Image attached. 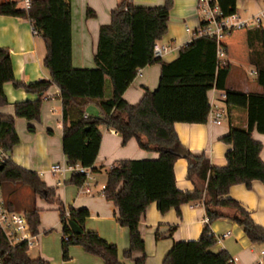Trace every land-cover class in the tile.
I'll use <instances>...</instances> for the list:
<instances>
[{
  "label": "trees",
  "instance_id": "1",
  "mask_svg": "<svg viewBox=\"0 0 264 264\" xmlns=\"http://www.w3.org/2000/svg\"><path fill=\"white\" fill-rule=\"evenodd\" d=\"M237 0H216L223 16L234 15ZM172 0L162 6L144 7L123 0L111 11V22L99 29L95 68L72 67L71 6L69 0H33L29 9L18 1L0 0V15L28 19L36 35L45 45L43 66L50 80L35 83L16 82L13 79L10 52L0 49V107L7 105L3 86L12 82L16 88L37 96L14 105V115H0V151L8 157L18 144L15 118L39 122L43 97L52 85L60 89L62 100V149L68 165L92 167L102 139L101 128H113L122 137V143L135 140L137 147L158 153L156 159L121 160L112 163L106 172L105 197L117 209V221L129 229V247L123 252L125 259H135L136 264H146L144 240L139 224L147 206L155 203L157 210L176 211L183 204L202 205L206 221L197 240L178 241L163 258V264H228L226 251L210 252L216 244L211 223L229 218L242 226L253 245H264V227L256 225L238 201L229 196L234 185L250 187L258 180L264 183V162L260 159L263 145L252 138L254 128L264 133V30L231 28L216 37L198 36L180 49L170 63L153 56V45L167 33V22ZM205 22L202 21L201 26ZM221 51L223 58H218ZM241 62L254 67L256 83L261 93L245 94L226 88L231 62ZM160 64L159 83L154 91L145 89L136 105L128 104L122 95L133 82L139 69ZM105 78L111 82V96L105 98ZM211 89L223 91L227 107L243 108L247 112V128L230 127L222 137L232 148L225 153L226 165L211 166L205 154L187 152V178L194 189L182 191L176 186L174 164L180 156L174 149L179 143L175 123L205 124L209 114ZM97 101L99 116L72 119L73 107ZM33 125L28 131L33 133ZM72 185L81 186L85 177L78 172L70 178ZM20 183L28 186L33 195L46 202L55 203L61 219L62 259L69 258L70 246H80L104 264H124L119 260L117 246L108 244L95 231H88L84 223L89 217L86 209L63 206L61 198L48 187L39 175L16 165L10 158L0 161V185ZM199 186H203V190ZM69 216H65V212ZM39 209L33 207L24 213L29 229L37 234L40 224ZM80 230L74 234L69 223ZM175 228L170 227V233ZM158 239V235L156 236ZM26 243L10 244L0 228V264H49L42 258L32 259Z\"/></svg>",
  "mask_w": 264,
  "mask_h": 264
},
{
  "label": "crops",
  "instance_id": "2",
  "mask_svg": "<svg viewBox=\"0 0 264 264\" xmlns=\"http://www.w3.org/2000/svg\"><path fill=\"white\" fill-rule=\"evenodd\" d=\"M17 1V0H14ZM71 6V50L72 67L78 69L95 68L94 55L97 52L99 29L111 22L110 13L123 0H69ZM135 6H162L165 0H126ZM198 0H172L167 22V33L157 43L167 48L161 60L170 63L179 55V51L195 37L202 23L203 14L197 9ZM264 10V0H237L235 13L242 20L251 19ZM0 49L10 52L13 79L16 82L35 83L50 80V73L43 66L46 56L45 45L40 35L34 33L28 19L0 15ZM231 62L227 76L226 88L245 94L261 93L262 88L256 83L253 66L241 62ZM160 64L145 66L139 69L133 82L124 91L122 98L136 105L142 98L145 89L154 91L158 86ZM7 105L0 107V115H14V105L25 100H35L36 95L16 88L12 82L3 86ZM221 91L211 89L208 92L209 104L221 105ZM105 98L111 96V82L105 78ZM39 122H29L23 118H15V131L19 142L12 148L9 157L0 151V161L10 158L16 165L31 170L39 175L48 187L56 191L63 206L72 209H86L89 217L84 223L88 231H95L108 244L117 246L119 260L124 264H136L135 259H125L123 252L129 247V229L122 227L117 221V209L113 202L99 195L107 180L106 172L112 163L121 160L156 159L158 153L145 151L135 140L122 143V137L113 128H101L102 139L98 155L94 161V170L88 177L87 186L91 194L80 191V186L70 183L73 172L68 168L62 149V100L60 89L52 85L43 97ZM228 115L221 125H213L208 120L205 124L175 123L179 143L192 154H205L211 166L226 165L225 153L232 145L224 143L222 137L227 135L230 127L246 129L247 112L239 107H227ZM83 116H99L97 101L92 100L82 108L73 107L69 116L72 119ZM33 125V133L28 126ZM252 138L263 145L260 159L264 162V133L254 128ZM63 165L64 170L53 173L52 166ZM188 162L180 157L174 164L176 186L182 191L194 189V183L187 178ZM104 172V173H103ZM28 187V186H27ZM20 183H3L0 185L1 198L7 208L25 213L36 207L39 209L40 224L35 234L34 244L28 255L32 259L42 258L49 264H104L98 256H92L80 246H70L69 258L62 259L61 219L55 203L35 197L31 189ZM27 188V189H26ZM229 196L238 201L250 212L256 225L264 227V183L256 180L250 187L244 184L234 185L229 189ZM206 221L202 205L183 204L179 210L170 209L166 213L157 210L155 203L147 206L139 229L144 240L146 264H163V258L178 241L197 240ZM211 231L216 237V244L210 252L226 251L235 264H264L260 251L264 245H253L246 237L243 227L229 218L218 219L211 223ZM170 227L175 228L170 233ZM224 234H227L224 236ZM158 235V239L156 236Z\"/></svg>",
  "mask_w": 264,
  "mask_h": 264
},
{
  "label": "built area",
  "instance_id": "3",
  "mask_svg": "<svg viewBox=\"0 0 264 264\" xmlns=\"http://www.w3.org/2000/svg\"><path fill=\"white\" fill-rule=\"evenodd\" d=\"M20 5H22L25 9H29L32 5L33 0H17ZM197 9L201 14H203L202 21L205 22L204 25L198 28V36H209L216 37L217 39L223 34V32L230 30L231 28H241L244 27L246 29H262L263 21H264V10L259 14L251 17L248 20H242L238 17L236 13L231 16H223L217 6L216 0H198ZM35 33V32H34ZM153 56L155 58H162V56L166 53L167 48L162 45H159L157 42L153 45ZM218 58H223V54L221 51L218 52ZM222 104L214 105L210 104L209 114L207 120L213 125H221L224 117L228 115L227 105L225 103L226 95L223 91H221ZM112 166V165H111ZM63 165H54L51 168L53 173L63 171ZM68 168L73 172H78L79 174L84 175L85 182L80 186V191L90 195L91 190L87 186V179L92 173V167H84L80 164H75V166L69 165ZM104 189V188H103ZM99 195H104L103 190L99 193ZM197 205V204H196ZM65 216L68 217L69 214L66 211ZM0 228L2 232H4L6 238L10 242V244L15 243H26L27 248H30L34 244L35 234H33L27 222L26 215L21 212H16L13 210H9L1 198V190H0ZM227 234H224V236ZM261 261L264 260V249L260 251ZM236 259L230 258L228 264H235Z\"/></svg>",
  "mask_w": 264,
  "mask_h": 264
},
{
  "label": "water",
  "instance_id": "4",
  "mask_svg": "<svg viewBox=\"0 0 264 264\" xmlns=\"http://www.w3.org/2000/svg\"><path fill=\"white\" fill-rule=\"evenodd\" d=\"M174 153L178 154L180 157L185 158L187 156V151L184 148H176L174 149ZM201 190H203V186H199ZM70 229L73 231L74 234L77 235V233L80 232L78 227H76L73 223H69Z\"/></svg>",
  "mask_w": 264,
  "mask_h": 264
},
{
  "label": "rangeland",
  "instance_id": "5",
  "mask_svg": "<svg viewBox=\"0 0 264 264\" xmlns=\"http://www.w3.org/2000/svg\"><path fill=\"white\" fill-rule=\"evenodd\" d=\"M263 27H264V21H263ZM103 173H104V172H103ZM27 188H28V187H27ZM27 188H26V189H27Z\"/></svg>",
  "mask_w": 264,
  "mask_h": 264
}]
</instances>
